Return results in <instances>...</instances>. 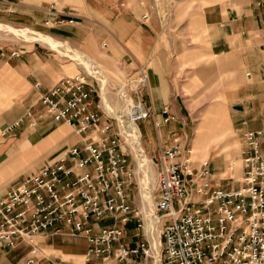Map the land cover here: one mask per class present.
I'll return each mask as SVG.
<instances>
[{
  "label": "crops",
  "instance_id": "1",
  "mask_svg": "<svg viewBox=\"0 0 264 264\" xmlns=\"http://www.w3.org/2000/svg\"><path fill=\"white\" fill-rule=\"evenodd\" d=\"M55 17L73 19V23L45 25ZM0 25L27 28L67 43L92 60L93 71L104 74V88L107 84L122 88L139 67L147 69V88L130 93V99L146 110L139 127L143 150L149 156L192 133L197 135L195 149L204 146L205 153L208 151L203 159H208L219 141L212 137L223 134L224 123L230 127L227 135L233 131L240 137L247 131L264 134V0H0ZM21 43L8 54L0 51V137L18 138V142L26 141L33 147L43 145L44 151L37 152V165L40 161L49 163L66 143L57 130L67 125L42 115L26 119L8 134V127L28 109L13 121H7L5 113L23 101L25 93L36 91L35 85L46 92L81 65L72 62L60 69L37 42ZM198 109L202 114L194 124ZM219 109L227 119H220ZM42 110L38 105L35 115ZM210 121L215 128L209 129ZM203 135H207L205 140ZM194 139L190 141L192 148ZM74 142L83 144L78 136ZM261 147L264 149V138ZM17 155L22 156L16 152L9 155L0 147V167L8 166ZM217 156L220 154L209 163L212 179L219 178L221 185L231 177L223 170L225 160ZM22 175L15 178L19 180L14 186ZM11 182L5 184L4 192L13 187H9ZM223 187L229 188L228 184ZM52 232L49 229L37 235L33 247H0V264H19L32 254L41 264H75L79 259L81 263L85 240Z\"/></svg>",
  "mask_w": 264,
  "mask_h": 264
},
{
  "label": "built area",
  "instance_id": "2",
  "mask_svg": "<svg viewBox=\"0 0 264 264\" xmlns=\"http://www.w3.org/2000/svg\"><path fill=\"white\" fill-rule=\"evenodd\" d=\"M66 22L72 24L73 19L55 17L45 25ZM99 78L96 71L81 70L46 92L35 85L43 112L35 115L28 109L8 127L10 134L26 119L44 115L70 127L83 144L71 146L0 195V247H33L37 235L53 229L52 235L85 240L80 264H137L140 259L156 264H264L263 132L242 133L241 177L235 188L212 179L208 160L194 166L188 137L157 148L140 164L122 123L104 111ZM147 86V69L139 67L120 89L137 94ZM133 103L137 111L143 110L132 118L136 126L147 113L142 104ZM136 163L142 177L138 183ZM149 165L155 170L154 187L144 185L143 168ZM127 231L133 233L134 245ZM19 264L41 261L32 254Z\"/></svg>",
  "mask_w": 264,
  "mask_h": 264
},
{
  "label": "rangeland",
  "instance_id": "3",
  "mask_svg": "<svg viewBox=\"0 0 264 264\" xmlns=\"http://www.w3.org/2000/svg\"><path fill=\"white\" fill-rule=\"evenodd\" d=\"M10 29H14V30H25L26 32H28L31 36L34 37L33 34L38 33V34H42L45 36L50 37L52 40L56 41L55 43H57L58 45L56 47L50 45V44H45L42 43L40 41H37L36 39H31V38H25L23 36H16L13 33L10 32ZM32 31L30 29L27 28H15L12 26H3L0 25V51H4V53L8 54L9 51L11 49H13V47L16 45V43L19 44V42L21 43L23 42H27V43H35L37 46L40 45L41 47H43L45 52H48V54L52 55V59H55V64L57 67H59L60 69H62L63 66L69 64V63H77L76 57L73 56L74 54H67L64 51V47H68L69 49H71L72 51L76 52L78 55H83L82 53L78 52L77 50L71 48L67 43L61 42L59 40H56L55 38L40 33V32H35ZM31 41V42H30ZM33 41V42H32ZM24 44V43H21ZM61 44V45H59ZM64 45V46H63ZM63 48V49H62ZM51 51H50V50ZM85 57V55H83ZM87 57V56H86ZM88 59H90L88 57ZM74 60V61H73ZM90 61L92 62V60L90 59ZM77 64L81 65V68L79 67L78 71H81L82 69H85V67L83 66V64L80 62H78ZM101 67V66H100ZM102 68V67H101ZM77 72H75L74 74H76ZM72 74V75H74ZM62 75H66V74H62ZM72 75H66V76H72ZM100 84L102 87H104L106 85V78L104 77V74H100ZM124 86V85H123ZM121 88V87H120ZM120 88H116V87H111L107 84V87L103 88V95L102 97L103 99V105H104V111H107V113H111L107 107L110 108V110H112L113 113L115 114H119V115H125L127 116L131 121L132 118L135 116L134 112L136 111V109L134 108V103L132 102V100L130 99V97L126 92H124L123 90L121 91ZM117 92L121 94L120 100L117 99ZM37 91H29L27 93H25L24 99L23 101L21 100V102H19L20 100L18 99V104L15 103V105H13V107L11 108V110L7 111L5 113V116L7 118V121H13V119H15L17 116H19L23 111L25 112L27 109H31V111L33 110H38V103L37 98L38 95L36 96ZM123 93V94H122ZM105 94V95H104ZM107 100H106V99ZM126 98V99H123ZM16 101V100H15ZM107 102V103H106ZM127 107H130V110L127 109ZM106 113V112H105ZM130 114V115H129ZM202 114V110L198 109L195 110L194 112V116H196V120H194V124L199 121L200 115ZM112 116V115H111ZM218 116L221 118H226V114L219 109V113ZM207 121V119L205 120V122ZM116 124V122H114V125ZM207 125L209 126V129H212V126L215 128V123L214 122H208ZM62 126V125H61ZM41 127V126H40ZM213 128V129H214ZM41 129V128H40ZM136 129L139 133V141H140V147L143 150V137L141 135V131H140V127H139V123L136 125ZM38 129L35 130V132ZM221 130H223V134L221 136H214L212 137V140H217L219 139V141L217 142V144H215V146L213 147V150L211 152V156L210 158H205L204 157L207 156V151L205 153V147H199L197 149H195V141H196V136L192 135V133H188V139L189 141H193L194 137V146H193V164H197L194 165L196 167L199 166V164L203 161L208 160L209 162L211 161V158L217 156L222 162L225 160V162L223 163L224 165V171H226L227 177H231L226 181H222L221 182V186L228 184V187H232V186H237L238 185V181L240 180L241 177V163H240V155H241V137L238 133H236L235 131L231 132L229 135L228 132L230 131V127L227 126L226 123H224V125L221 126ZM57 133L59 134V138L64 140L65 139V144L60 145V148L55 152V158H57L60 154H62L64 151H66L68 148H70L71 146L74 145V140L77 139V136L73 133L72 129L67 127V126H62L60 129L57 130ZM198 133V132H197ZM207 135H203L202 139H206ZM18 139V138H17ZM15 139L14 137L12 138H1L0 137V147H2V149L4 148L5 150H8V154L9 155H13V152L15 153H19L20 156H14V158L11 159V162L8 164V166L5 167H0V193H5L4 192V188H5V184L12 180V182L10 183L9 187L14 186V182L18 181L15 180V178H17L20 174H23L20 177H25L26 175H28V171L32 169V173L39 170L41 167H43L44 165H46V161H44L43 163L40 161L39 164L37 165V152L41 153V151H44V149L41 147L43 146H38V147H33L30 146L28 142L26 141H20L18 142V140ZM211 140V141H212ZM210 143V142H209ZM209 145V144H208ZM208 149V147H207ZM144 152V150H143ZM205 154V155H204ZM145 155V159H150L153 157V154L151 156L147 155L144 152ZM137 155L134 153V158L137 160ZM40 158V157H39ZM54 158V159H55ZM217 158V159H218ZM42 163V164H41ZM35 166H37V168H35ZM140 170V169H139ZM143 172H145V176H146V181L144 182V185L147 187H154L155 186V170L154 167L152 165H149L147 169L143 168ZM142 172V173H143ZM31 173V172H30ZM141 170L138 171V164L136 163V182L138 183L140 179H142L141 175ZM217 180L216 183H220L219 182V178H216ZM15 182V183H16ZM134 193L136 194V199H135V203L136 206H141V201L140 198L138 197L137 194V189H134ZM128 232V238L130 241V245H134L136 243V239H134L133 233L131 231H127ZM153 240L156 241L157 246L155 249V252L159 255L160 254V247L158 246V237L156 234L153 233ZM155 253V257L156 256ZM80 261V259H79ZM76 262L75 264H79L80 262ZM157 262L154 259H140L137 261V264H156Z\"/></svg>",
  "mask_w": 264,
  "mask_h": 264
},
{
  "label": "bare ground",
  "instance_id": "4",
  "mask_svg": "<svg viewBox=\"0 0 264 264\" xmlns=\"http://www.w3.org/2000/svg\"><path fill=\"white\" fill-rule=\"evenodd\" d=\"M10 32L13 33L16 36H23L25 38L36 39L37 41H40V42L45 43V44H51L54 47H56L58 45L57 44L58 42L55 43L56 41L52 40L51 38H49V37H47L45 35H42V34H38V33L33 32V33H35V34H33L34 37L31 36L32 34L30 35L29 30H28V32H26L25 30H14V29H10ZM59 45H61V44H59ZM64 51L67 54H69V55L70 54H74L73 56L76 57L77 63L78 62L79 63L81 62L83 64V66L85 67V69H87L88 71H92L93 69L95 70L96 67L90 61V59H88V58H86V57H84L82 55H78L76 52L72 51L68 47H64ZM100 79H101V77H100ZM102 99H104V98L102 97ZM123 99H126V98H123ZM103 107H104V105H103ZM107 109L111 112L110 115H112L113 118L117 119V121L119 123H122V125H123V128H122L123 129V132L125 133L126 137L128 138L131 146L133 147L134 152L137 155L136 158L139 159L140 164H145V161H146L145 160V155H144L143 150L140 147L139 133H138V131L136 129V126L133 125L132 121L127 116L115 114V113L112 112V110H110L109 107H107ZM127 109L130 110V107H127ZM139 113L142 114L143 113V110H140V111H137L136 110L134 112V115H138ZM144 202L147 203L149 206L151 205V201H150V197H149L148 193H145L144 194ZM149 226H153V221H151V223H150Z\"/></svg>",
  "mask_w": 264,
  "mask_h": 264
}]
</instances>
